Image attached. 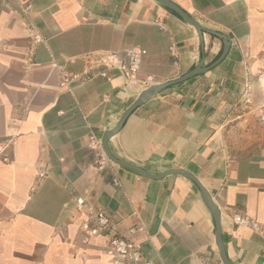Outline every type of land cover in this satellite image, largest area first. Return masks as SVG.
<instances>
[{
    "label": "crops",
    "instance_id": "0c3cea01",
    "mask_svg": "<svg viewBox=\"0 0 264 264\" xmlns=\"http://www.w3.org/2000/svg\"><path fill=\"white\" fill-rule=\"evenodd\" d=\"M28 1L25 13L19 0H0V264H110L103 237L83 240L95 209L152 264H223L192 180L153 179L112 160L99 169L86 146L144 89L202 55L212 63L222 40L204 33L202 52L196 29L155 0ZM172 1L224 34L228 52L145 100L108 148L151 175H194L217 207L229 262L264 264L262 232L232 223L244 215L264 231V0ZM133 46L146 51L134 78L100 64ZM64 74L77 79L61 83Z\"/></svg>",
    "mask_w": 264,
    "mask_h": 264
},
{
    "label": "built area",
    "instance_id": "2783aa9c",
    "mask_svg": "<svg viewBox=\"0 0 264 264\" xmlns=\"http://www.w3.org/2000/svg\"><path fill=\"white\" fill-rule=\"evenodd\" d=\"M23 7V11L28 13L32 4L28 0H19ZM172 51V47L169 48ZM146 51L141 47H129L125 50L124 55L120 56L116 52H108L101 58L100 64L105 68L116 70L125 79L134 78L139 70L143 56ZM177 64V60L173 61ZM104 74V73H102ZM87 77V76H86ZM76 75L64 74L61 76V83L71 84L76 81ZM261 108L260 119L264 121V100L260 102ZM87 148L96 151L97 167L103 168L108 162L109 157L105 153L101 138L94 133H90L86 144ZM2 150L0 149V152ZM79 208L86 206L83 199L79 198L76 201ZM232 223L244 225L252 228L254 231L262 232L264 239V231L262 225L255 219H251L244 215H235L232 218ZM81 230L85 232L84 242H88L91 237H103V251L108 257L110 264H152L151 261L142 258L139 245L131 240L128 236L118 234L115 230V224L110 215L103 209H95L91 220H85L81 223ZM135 228L129 229L133 233Z\"/></svg>",
    "mask_w": 264,
    "mask_h": 264
},
{
    "label": "water",
    "instance_id": "95a60500",
    "mask_svg": "<svg viewBox=\"0 0 264 264\" xmlns=\"http://www.w3.org/2000/svg\"><path fill=\"white\" fill-rule=\"evenodd\" d=\"M155 1L166 6V7H168V8H170L171 10H173L183 20H185L187 23H189L190 25H192L196 29L198 39H199V44H200L202 52L204 49V41H203V34L204 33H209L211 35H215L216 37L220 38L222 40L221 53L217 57V59H215L212 63H210L208 65H203L204 57L202 55V59L192 69H190L186 73L182 74L181 76L174 78V79L167 80V81L159 83V84L151 85L148 88L141 91L140 94L138 95V97L133 101V103L124 111V113L120 117L118 123L113 128H111V129H109L103 133L102 138H101L102 146H103V149H104L105 153L107 154V156L109 157L110 160H112L113 162L118 163L120 165H123L125 167H128L132 170H135V171L141 173L142 175H144L146 177H150L153 179H160V178H163L169 174H181V175L189 178L190 180H192L198 186L199 191H200L204 201L206 202V204H207V206H208V208L212 214V217H213V220L215 223L216 244H217V247L219 249L220 259H221L223 264H231L229 262L228 258L226 257V254L224 252V247H223V244H222V241L220 238V215H219V212L217 210V207L214 204V202L212 201L208 191L201 185V183L194 177V175H192L191 173H189L185 170H168V171H165V172L158 174V175H151L150 173H148L147 171H145L144 169H142L140 167H137L135 165H132L130 163L124 162V161L116 158L110 152V150L108 148V140L120 130L124 121L126 120V118L131 114V112L134 109H136L138 106H140L145 100L149 99L153 95L164 90L166 87L177 84V83H181V82H183V81H185V80H187L193 76L205 73L206 71H208L209 69H211L212 67L217 65L223 59V57L226 55V53L228 52V49L230 47V41L224 34L216 32L214 30H210V29L202 26L196 19L191 17L188 13H186L180 6H178L172 0H155Z\"/></svg>",
    "mask_w": 264,
    "mask_h": 264
},
{
    "label": "trees",
    "instance_id": "16d2710c",
    "mask_svg": "<svg viewBox=\"0 0 264 264\" xmlns=\"http://www.w3.org/2000/svg\"><path fill=\"white\" fill-rule=\"evenodd\" d=\"M174 13H175V12H174ZM175 14H176V13H175ZM176 15H177V14H176ZM178 16H179V15H178ZM180 18H181V17H180ZM220 52H221V51H220ZM220 52H219V54H220ZM219 54H218V55H219ZM218 55H217V57H218ZM217 57H216V58H217Z\"/></svg>",
    "mask_w": 264,
    "mask_h": 264
}]
</instances>
